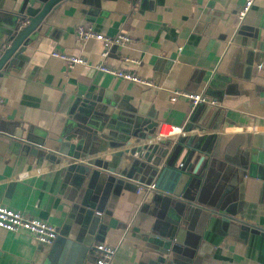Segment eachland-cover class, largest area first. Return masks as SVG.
Segmentation results:
<instances>
[{
	"label": "crops",
	"instance_id": "crops-1",
	"mask_svg": "<svg viewBox=\"0 0 264 264\" xmlns=\"http://www.w3.org/2000/svg\"><path fill=\"white\" fill-rule=\"evenodd\" d=\"M28 1L0 0V42L28 19ZM243 2L65 0L45 17L0 77V206L52 225L57 236L43 246L0 230V264H94L96 243L116 250L111 264H264V0L240 20ZM85 24L132 42L102 60L100 42L76 36ZM52 52L88 65L70 69ZM102 62L154 87L94 70ZM176 91L215 105L191 110L183 98L170 100ZM83 102L94 105L88 114ZM149 122L157 124L150 141L125 142L127 130ZM164 125L186 134L157 139ZM138 145L158 146V170L169 169L165 184L178 193L174 176L204 157L193 202L137 191L157 179L155 160L130 154ZM183 145L195 153L186 156Z\"/></svg>",
	"mask_w": 264,
	"mask_h": 264
},
{
	"label": "built area",
	"instance_id": "built-area-1",
	"mask_svg": "<svg viewBox=\"0 0 264 264\" xmlns=\"http://www.w3.org/2000/svg\"><path fill=\"white\" fill-rule=\"evenodd\" d=\"M254 1L256 0H244L241 9L238 12V18L240 20L244 19L249 10L251 9ZM27 21H23L19 25V30L26 25ZM76 36L81 42H86L90 40H94L100 42L103 45V50L100 54L102 60L106 59L109 55L108 50L111 47H125L132 42V38L125 34H118L114 37H106L99 33H96L90 25H80L76 28ZM51 57L56 58L62 61L68 68H73L76 65L79 66H87L88 63L85 59L67 55L65 53L52 52L50 54ZM122 62L124 64L131 65H139V61L135 58L122 57ZM94 70L111 75L115 78L121 79L126 82H130L133 84L141 85L144 87H154L153 82L141 77H138L130 72L124 71L122 69H117L114 67L107 66L106 64L99 63L94 65ZM178 98H183L189 101L191 110H194L201 104L207 103L209 105H215V101H208L201 94H189L182 91H176L172 94L171 101L175 102ZM2 99L0 98V106L2 104ZM190 132V131H189ZM186 134L182 128L172 127L169 125H164L159 127L157 133V139L168 140L177 138ZM155 186L154 183L149 185H139L137 189L138 192L144 191H154ZM0 230L9 232V233H19L25 232L30 234L34 240L43 246H50L53 241L56 239L57 231L56 228L52 225L41 221L36 218L27 217L26 215L9 209L3 206H0ZM94 264H111L112 260L116 255V250L110 246L96 243L91 246Z\"/></svg>",
	"mask_w": 264,
	"mask_h": 264
},
{
	"label": "water",
	"instance_id": "water-1",
	"mask_svg": "<svg viewBox=\"0 0 264 264\" xmlns=\"http://www.w3.org/2000/svg\"><path fill=\"white\" fill-rule=\"evenodd\" d=\"M65 0H29L28 1V7L25 10L27 18L24 21L26 22V25L17 31H12L9 35H6V37L0 42V77L4 75L5 72L8 71V69L16 64V60L20 53L24 50L25 44H27V40L34 34L40 27L41 23L45 19V17L51 13L61 2ZM23 22V20H22ZM21 22V23H22ZM20 23V24H21ZM93 104L87 105V103L83 102V104L80 107V112L88 114L87 111H84V108L88 110H93ZM157 126L156 123H147L146 127L143 129H137L131 133V131L127 130V136L125 139V142H129L130 138H134L138 141L143 140H151V134L149 132H152L153 127ZM129 132V133H128ZM143 134H140L142 133ZM131 136V137H130ZM183 147L186 148V156H191V154L195 153V150L193 147L183 145ZM160 150V149H159ZM157 145H138L136 147H133L130 150V154L133 156L138 157L139 159H143L145 161H151L155 160L150 165V171L151 174L156 173L157 179L154 183L155 190H161L163 192H166L168 194H174L175 196H178L180 193L182 194V198L187 202H193L194 198L190 196V193L195 191V189L198 191L202 179H199V176L197 175L198 168L202 164L204 157H201L198 161V164L196 165L195 169L190 174H182L177 173L176 176H174V183L175 186L179 187V193L173 191L172 185L167 187L165 184V179L167 178V175L169 173L168 168H161L158 170V167L161 164V152H159ZM156 151V152H155ZM158 151V152H157ZM153 153H157L154 157ZM120 153L117 154L119 157ZM155 159H154V158ZM88 164V163H87ZM88 165H94L88 164ZM96 167H99L97 164H95ZM80 168L79 171L81 173L87 172L88 169L86 168ZM100 168V167H99ZM83 169V170H82ZM112 174V172L110 171ZM116 182V179L114 177H108L107 181L104 185V196L107 195V192L111 189V186ZM171 184V183H170ZM235 184V183H234ZM229 189H227L225 193L228 192ZM97 222V219L94 221V225ZM93 225V227H94Z\"/></svg>",
	"mask_w": 264,
	"mask_h": 264
}]
</instances>
